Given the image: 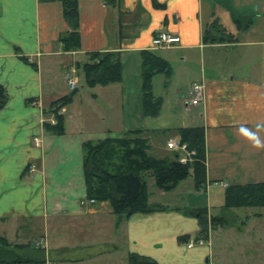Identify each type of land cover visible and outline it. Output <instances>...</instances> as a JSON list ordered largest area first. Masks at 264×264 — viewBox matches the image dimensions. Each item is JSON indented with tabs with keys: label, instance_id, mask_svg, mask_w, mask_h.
<instances>
[{
	"label": "crops",
	"instance_id": "0c3cea01",
	"mask_svg": "<svg viewBox=\"0 0 264 264\" xmlns=\"http://www.w3.org/2000/svg\"><path fill=\"white\" fill-rule=\"evenodd\" d=\"M79 1L82 49L70 53L59 37L70 30L61 2L0 0V84L9 98L0 110V236L31 256H44L45 264H120L119 257L129 264L130 253L159 264H207L219 254L235 256L238 264H264V207H223L230 184L264 182V148L254 147L241 131L264 142V0H122L120 8L105 0ZM234 15L251 16L253 23L238 29ZM230 20L234 27L228 28ZM213 21L235 39L205 41ZM164 30L181 41L155 48L153 38ZM143 49H154L174 68L169 82L164 77L162 88L154 87L164 99L156 118L169 112L179 116L180 126H205L207 181L198 190L190 176L167 192L149 175L148 199L166 209L117 223L109 202L87 197L82 146L148 127ZM94 51L121 53L122 80L89 87L82 76L73 102L63 107L66 133L46 132L44 122L53 121L45 113L50 103L72 92L68 70ZM177 53L182 56L175 59ZM181 74L185 80L178 79ZM202 81L205 100L190 105L184 94ZM200 208L210 217L235 220L210 229L207 244L189 248L201 226L188 211ZM36 235L46 241L41 248L37 240L31 246ZM103 244L108 249L100 260L96 250Z\"/></svg>",
	"mask_w": 264,
	"mask_h": 264
},
{
	"label": "trees",
	"instance_id": "16d2710c",
	"mask_svg": "<svg viewBox=\"0 0 264 264\" xmlns=\"http://www.w3.org/2000/svg\"><path fill=\"white\" fill-rule=\"evenodd\" d=\"M40 2H61L63 17L70 30L61 34L60 42L66 52L79 51L82 48L80 33V1L79 0H39ZM113 7L120 8L122 0H105ZM163 7L162 4L156 3ZM238 29L247 30L253 23V17L234 15ZM212 28H217L221 36H214ZM205 41L233 40L236 36L228 33L224 28L219 29L216 21L205 29ZM88 60L77 62L78 71L82 72L84 82L89 87L96 85L107 86L119 83L123 77L121 53L114 51L89 52ZM142 57V89L144 114L149 118L160 116L164 106V99L154 92V78L163 75L166 83L174 73L172 63L160 56L154 49H143ZM23 59L28 60L23 57ZM78 88L69 94L50 103L46 115L52 114V120L44 122V129L48 133L62 135L66 133V119L63 107L71 104ZM8 91L0 84V110L8 102ZM145 130L133 129L121 137L110 136L98 140H86L82 146L84 154V178L88 199L96 202H109L112 212L117 216V223L137 213L148 214L166 209L163 204L151 203L148 193V176H153L156 186L171 192L179 184L193 176L198 190L206 187L207 181V149L205 126H180L176 129L180 141L187 144L191 151H195L192 162L181 163L179 153L172 151L167 156L156 157L150 150V143L145 136ZM166 131V130H165ZM225 210L243 207H264V182L253 184H230L225 190ZM189 215L200 221V238L209 240L210 229L222 225H231L235 219L231 217H210L207 209L188 211ZM198 237V238H199ZM23 245L13 244L6 237L0 236V264H45V258L34 255H21ZM129 264H159L155 259L141 254L130 253Z\"/></svg>",
	"mask_w": 264,
	"mask_h": 264
},
{
	"label": "rangeland",
	"instance_id": "374dc122",
	"mask_svg": "<svg viewBox=\"0 0 264 264\" xmlns=\"http://www.w3.org/2000/svg\"><path fill=\"white\" fill-rule=\"evenodd\" d=\"M231 26L234 27V24L232 23V20H230V24L228 25V28H230ZM175 59L176 58H180L182 55L180 53H177L175 55ZM177 62H179L177 60ZM175 64L176 61H175ZM80 72V71H78ZM81 76L82 75V72H80ZM160 78V79H159ZM163 79H164V76L163 75H157L155 76L154 78V87H155V90L156 91H159L161 88H162V85H163ZM178 79H182V80H185V76H182L181 75H178ZM185 98L187 95H185ZM187 99V98H186ZM164 117L160 120H158L157 118L156 119H152L150 118V123H148V127L146 128V131H145V134H144V137L146 136L148 138L149 143H150V152L156 156V157H164V156H167L169 153H171L173 150H170L168 149V142L169 140L171 139H175V140H178V138L176 137V129H175V126H180L182 125L181 124V120L178 118L179 116H175V115H172L170 114L169 112H166L164 113ZM166 130V131H165ZM124 135V134H123ZM122 136V135H121ZM121 136H118V137H121ZM190 180V178H189ZM188 182V181H187ZM185 189V188H184ZM181 192L183 193L184 191L186 192V190H184ZM171 196V195H170ZM246 208H243L241 212H244ZM252 209H262L260 207H255V208H252ZM240 224H237V227L239 226ZM45 230H43L42 234L44 233ZM39 236H41V234L39 233L38 234ZM38 235L34 236L33 238H31V246L34 244V242L37 241H41V237H37ZM53 234H50V238H51V242L53 243L54 240L53 239ZM43 238V237H42ZM54 247V246H53ZM92 247L91 246H87L85 247V249L87 250H90ZM93 247H96V246H93ZM38 248H41V247H38ZM83 252H85V249L81 248ZM105 249H108L105 244H103L99 249L96 250V252L98 253H101L102 254L100 255L99 257V254H97L99 257L98 259H105V253H104V250ZM19 252V254L21 255H31L30 251H17ZM92 252V255H95V252L93 250H91ZM125 260V259H124ZM118 263L121 264V262L123 261V258L119 257V260H117ZM101 264H104V262L102 261ZM207 264H238L237 262V259L236 257H230V256H226L225 254H219L218 256L211 258L210 259V262H208Z\"/></svg>",
	"mask_w": 264,
	"mask_h": 264
},
{
	"label": "built area",
	"instance_id": "2783aa9c",
	"mask_svg": "<svg viewBox=\"0 0 264 264\" xmlns=\"http://www.w3.org/2000/svg\"><path fill=\"white\" fill-rule=\"evenodd\" d=\"M181 41V36L179 34H175L169 31H160L158 32L152 41V45L155 48H160V47H170L173 45H177ZM81 74L78 72V69L75 66H71L70 69L68 70V74L66 76V81L69 87L72 89H75L79 86L80 81H81ZM186 96V101L193 106H198L203 103L206 97V90H205V84L204 82H196L194 83L189 90L185 93ZM63 111V110H62ZM55 122V120H53ZM39 140L36 138L35 139V144L39 145ZM168 149L177 151L179 153L178 155V160L182 163H188L192 162L193 155L195 151L189 150L187 147V144L180 141V139L175 140L171 139L168 142ZM92 203H96L94 199H89ZM46 244L45 240H41L36 244V247H42L44 244ZM207 240L203 238H197L196 240H191L188 242V247L193 248L196 247L197 245H205ZM43 244V245H42Z\"/></svg>",
	"mask_w": 264,
	"mask_h": 264
},
{
	"label": "clouds",
	"instance_id": "9594fccd",
	"mask_svg": "<svg viewBox=\"0 0 264 264\" xmlns=\"http://www.w3.org/2000/svg\"><path fill=\"white\" fill-rule=\"evenodd\" d=\"M257 127H261L260 125H257ZM241 131L243 132V134L245 136L248 137V139L250 141L253 142V146L258 148V149H261V148H264V142L261 141V139L259 138V136L254 133V132H251L250 130H247V129H241Z\"/></svg>",
	"mask_w": 264,
	"mask_h": 264
}]
</instances>
